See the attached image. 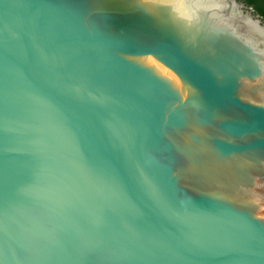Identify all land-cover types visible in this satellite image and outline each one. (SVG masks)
Instances as JSON below:
<instances>
[{"label": "water", "instance_id": "water-1", "mask_svg": "<svg viewBox=\"0 0 264 264\" xmlns=\"http://www.w3.org/2000/svg\"><path fill=\"white\" fill-rule=\"evenodd\" d=\"M0 264H264V21L0 0Z\"/></svg>", "mask_w": 264, "mask_h": 264}, {"label": "trees", "instance_id": "trees-1", "mask_svg": "<svg viewBox=\"0 0 264 264\" xmlns=\"http://www.w3.org/2000/svg\"><path fill=\"white\" fill-rule=\"evenodd\" d=\"M248 7L252 9L254 14L264 21V0H242Z\"/></svg>", "mask_w": 264, "mask_h": 264}]
</instances>
